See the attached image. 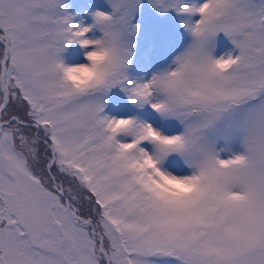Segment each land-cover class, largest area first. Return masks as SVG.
<instances>
[{"label": "snow or ice", "instance_id": "obj_1", "mask_svg": "<svg viewBox=\"0 0 264 264\" xmlns=\"http://www.w3.org/2000/svg\"><path fill=\"white\" fill-rule=\"evenodd\" d=\"M0 264H264V0H0Z\"/></svg>", "mask_w": 264, "mask_h": 264}]
</instances>
